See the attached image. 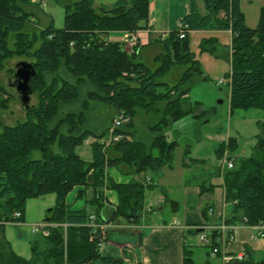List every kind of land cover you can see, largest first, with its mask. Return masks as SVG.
Wrapping results in <instances>:
<instances>
[{"label": "trees", "instance_id": "16d2710c", "mask_svg": "<svg viewBox=\"0 0 264 264\" xmlns=\"http://www.w3.org/2000/svg\"><path fill=\"white\" fill-rule=\"evenodd\" d=\"M26 1L0 0V67L8 56L17 55L25 56L36 71L29 82L36 103L26 110L28 117L7 125L0 115V264H124L121 258L98 252L101 232L89 226V215L93 213L99 220L106 188L119 196L112 216L137 220L145 185L115 182L105 168L114 165L122 172L139 173L170 165L176 142L166 141L165 130L171 121L191 111L184 105L191 85L197 79H208L202 76L199 61L190 51L191 30L232 32L227 74L230 108L264 111V5L255 27H249L240 0H203L205 13L196 0H189L188 11L180 18L185 25L183 36L177 26L169 31L161 40L164 52L157 56L158 66L150 69L139 60L138 50L128 53L122 43L109 40L111 31L146 28L150 0H116L98 9L94 0H78L66 5L61 28L52 20L43 28H35L33 13L24 9ZM11 34L12 47L8 41ZM205 44L202 41L201 49ZM59 65L72 81L61 75L60 79H45ZM175 65L184 68L178 83L169 86L160 81ZM81 86L86 88V97L129 116V121L115 130L121 139L106 144L108 128L97 134L87 127L88 98H82L79 109H69L79 100ZM8 97L0 81V111L6 108ZM152 101L165 105L161 118L150 125L154 136L146 145L133 136V117L137 106L154 107ZM91 136L93 159L86 161L76 147ZM226 147L232 151L234 142L230 139L227 145L219 146L218 154L222 156ZM223 185L225 202L232 206L224 218L226 224L243 223L245 218L246 224L255 225L264 219V125L255 152L239 161L234 159V166L224 174ZM76 186L91 190L87 208L73 210L66 203V195ZM46 193L55 196L44 219L48 234L38 233L30 242L32 255L26 260L11 248L3 227L7 222L24 220L26 200ZM16 211L20 217L14 216ZM205 230L204 226L189 229L193 234ZM206 232L210 240L207 254L213 248L220 254L219 231ZM190 251L184 249L185 264H194ZM245 252V258L233 264H264V252L257 259L248 246Z\"/></svg>", "mask_w": 264, "mask_h": 264}, {"label": "crops", "instance_id": "0c3cea01", "mask_svg": "<svg viewBox=\"0 0 264 264\" xmlns=\"http://www.w3.org/2000/svg\"><path fill=\"white\" fill-rule=\"evenodd\" d=\"M196 2L200 11L205 13L203 0H196ZM245 2L251 5L253 0H240V7L243 12ZM102 5L109 4L104 2ZM263 5H260V7ZM188 8L189 0H150L146 28L133 31L139 44V60L150 69L158 66L159 61L157 60V56L164 52L161 40L167 36L169 31L177 26L178 20L188 11ZM31 19L33 21V15ZM171 20L173 25L166 27V22L169 21L168 24H170ZM245 20L249 27H255L257 24L256 22L254 26H250L247 23L246 14ZM189 38L190 51L194 59L199 61L203 70L202 76L204 75L214 82L216 79H223L220 76L223 73L224 78L228 80L227 74L230 72L232 32L228 29L191 30ZM119 39V35L113 34L109 36V40L111 41H118ZM204 40L207 44H205L204 49H201V43ZM183 69L182 66L175 65L167 70L159 80L169 86H173L178 83ZM192 86L193 84L190 90ZM189 93L187 99L190 97ZM226 93L228 99V85ZM112 118L111 112L106 129L109 126V122L111 123ZM132 131H134L133 128ZM92 139L94 140V137ZM228 151L226 147L223 153L226 152L229 155ZM78 154L81 156V153ZM231 157L235 159V157ZM92 159L93 153L91 154V159L86 161H92ZM193 165L185 162L184 170L180 176H162V178L158 179V181L161 180L160 184H153L152 178H150V182H146V178L148 177L145 171L126 173L120 171L114 165L105 168L107 176H110L115 182L129 183L135 181L145 185L143 207L140 216L134 221L122 216H112L119 202V196L114 189H103V207L98 217L106 224L107 236L105 239L111 235L108 243L112 240L111 243L106 244L104 251L106 255L121 258L124 264H185L184 249L188 248L191 250V257L193 251L189 246L192 245L193 235L196 234L190 232L189 229L197 226H204L206 228L205 231L199 233V236L201 233L206 234L207 230L219 231L220 234L217 237L221 240V250L226 256L223 258L222 253L210 252L199 263L192 257L194 264H233L236 260L234 256L238 252L245 251L246 246L254 254L260 253L263 250L264 238H252L255 232L252 225L244 224L237 227L233 233V238L229 241H226L228 230L221 232L216 228L219 223L224 222V218L232 209L231 204L225 202L223 185L224 174L230 168L225 165L226 168H219L218 170L215 168L203 173L193 170ZM155 188L158 189L157 192L149 195V193L155 191ZM80 192L81 194H79ZM90 194L91 190L85 189L83 186H76L66 195V203L73 210L87 208V199L90 197ZM159 196H163L160 204L157 203ZM152 198L154 201H151ZM51 199L54 203L55 196L50 198L48 203L42 202L41 207H48L50 209L53 205ZM49 209L45 212L47 213ZM27 216L29 218V212L25 211L24 220H27ZM30 220L37 219L30 216ZM134 231L137 234V240L133 238L135 237L133 235H125L128 232L133 234ZM127 241L130 243L123 244V242ZM109 250L115 253H109ZM120 253L123 255L120 256Z\"/></svg>", "mask_w": 264, "mask_h": 264}, {"label": "rangeland", "instance_id": "374dc122", "mask_svg": "<svg viewBox=\"0 0 264 264\" xmlns=\"http://www.w3.org/2000/svg\"><path fill=\"white\" fill-rule=\"evenodd\" d=\"M76 1L78 0H27L24 3V9L33 13L34 19L32 22L37 24L35 28H43L51 19L55 27L61 28L65 24L66 5H71ZM113 1L115 0H95L94 7L98 9L102 3L107 2L111 4ZM262 4H264V0H253L251 5L246 2L244 3V12L246 14L247 23L250 26H254L257 22L258 10ZM166 23V27L173 25L172 20L170 24H168L169 21ZM31 26L32 25L29 24L28 29ZM126 33L134 34L133 31L115 30L111 31L109 36L113 34L119 35L120 39L117 42L122 43V47L126 52L133 53L138 50L139 44L136 40L135 45L131 47L126 39L127 42L123 40ZM8 41L9 45L12 47L14 42L12 34L9 36ZM20 60L29 62L25 56L13 55L6 58L4 65L0 67L1 82L6 76L13 73L12 70L15 64ZM60 75L72 81V77L65 73V68L63 66L60 67V65L57 70L49 75H45V79L48 81L52 78L60 79ZM220 76L223 78L224 82L219 86L215 83L218 79L214 82L211 79H197L193 83L189 93L190 100L187 99L184 104L189 109L191 108V111L171 121L165 130L166 141L176 142L170 165L164 164L161 168H148L145 171L146 176L152 178L151 181L153 184H160L161 180L158 181V179L162 178V176H180L184 170L185 162L194 164L192 169L203 173L214 170L215 168L217 170L219 168H226L225 162L222 161V156L218 154L217 149L223 144L227 145L230 139L234 142L235 148L232 149V151L227 148L229 150L228 157L233 156L239 161L242 158L251 156L255 152V148L257 147V136L262 131L264 125V111L260 108H234L231 110L226 93L227 79L224 78L223 73L220 74ZM85 91L86 88L81 86L80 98L69 106L70 110L79 109L82 98L86 97ZM8 92L9 97L7 106L0 111V115L4 124L14 125L19 121L25 120L28 114L23 108L18 94L15 91ZM86 98H88L89 105V120L87 127L93 129L95 133L100 134L106 131V125L110 118V114L112 112V116L114 117L116 110L113 107L94 101L89 97ZM34 99L35 95L32 96V100ZM146 102H149V99H146ZM152 105L154 107H148V109L145 105L137 106L133 122V136L146 142V145L151 143L154 136V134L150 132V125L161 118L165 103L152 101ZM155 108H160V111L156 112ZM110 126L111 123L109 122L107 130H109ZM92 138L91 136V138L88 140L86 139L82 145L76 147V151L81 153V157L85 160L91 159ZM157 190L158 189L155 188V191L149 193V195L154 194ZM53 196V193H46L28 198L25 202V211L29 212V218L27 216V220L7 222L3 227L5 239L14 252L23 259L29 260L31 258L32 252L30 242L39 235V232H32V227L47 223L44 221L46 216L45 211L49 208H42L41 204L42 202L48 203ZM151 201H154V199L152 198ZM51 202L53 203L52 199ZM30 216L37 220H30ZM125 235H133L135 236L133 238L137 240L135 231L133 234L128 232ZM193 236L192 245L189 246L193 251L191 257L199 263L208 256L207 252L210 250V247L199 239V233ZM110 237L104 241V251L106 244L109 239H111ZM111 241L109 243H111ZM125 243L130 242H123V244ZM104 251L102 252L103 254H105ZM109 251V253H115L111 250ZM263 252L264 247L263 250L260 251V253H256L254 257H256V259L260 258ZM121 253L120 256L123 255ZM93 264L102 263L96 261Z\"/></svg>", "mask_w": 264, "mask_h": 264}, {"label": "built area", "instance_id": "2783aa9c", "mask_svg": "<svg viewBox=\"0 0 264 264\" xmlns=\"http://www.w3.org/2000/svg\"><path fill=\"white\" fill-rule=\"evenodd\" d=\"M185 25L183 24V22L181 20H178V23H177V27L180 28V36L182 37L183 36V27ZM128 41L129 45L132 47L135 45L136 43V36L134 34H130V33H126L124 35V41L126 40ZM126 41V42H127ZM131 51H132V48H131ZM224 80L223 79H219L216 83L217 84H220V83H223ZM226 83H228V80L226 81ZM129 116L125 115L123 112H118L115 114V116L112 118V121H111V126L109 127V132H108V137L106 138L105 140V143L106 144H109V142L111 141H117L119 139H121L122 135L119 134V133H115V130L117 128H119L120 126H122L123 124L127 123L129 121ZM222 161L225 162V165L228 167V168H232L234 166V158H229L227 153L224 152V154L222 155ZM146 182H150V178H146ZM163 200V196H159L158 199H157V203L160 204ZM235 202V201H234ZM21 213L19 211H16L14 212V216L17 218V217H20ZM19 221V220H18ZM246 219L244 218V221L243 223H240V224H232V225H228L226 224L225 222H221L217 225V229H219L221 232H225L227 231L228 232V236L226 238V241H229L233 238V233L235 231V229L237 227H240L241 225H244L246 224L245 223ZM176 222V221H174ZM178 223V222H176ZM89 226H91L94 230H100L101 232V238L99 239V241L97 242V250L99 253H102L104 251V241H105V238H106V234H105V230H106V224L102 221V220H97V217L95 214L91 213L89 215V222H88ZM45 226H48V223H45V224H41V225H37V226H33L32 227V232H39L41 233L42 235H47L48 234V231L47 229L45 228ZM252 227L254 228V234L252 235V238L254 237H260V238H264V219L260 220L257 224L255 225H252ZM199 239L204 243V244H208L210 242L209 238L207 237V235L205 233H201L200 236H199ZM217 252V249L216 248H213L212 249V253H216ZM221 253H222V257L225 258V254L222 252L221 250ZM235 259L237 260H242L245 258V251H241V252H238L235 256H234Z\"/></svg>", "mask_w": 264, "mask_h": 264}, {"label": "water", "instance_id": "95a60500", "mask_svg": "<svg viewBox=\"0 0 264 264\" xmlns=\"http://www.w3.org/2000/svg\"><path fill=\"white\" fill-rule=\"evenodd\" d=\"M35 76L36 71L33 65L26 60H20L15 64L13 74L11 76H6L5 79L2 80L6 92L15 91L18 94L20 102L25 110H29L36 103V97L32 100L34 94L29 85V82Z\"/></svg>", "mask_w": 264, "mask_h": 264}]
</instances>
